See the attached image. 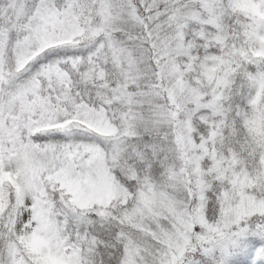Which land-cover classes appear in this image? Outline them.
Wrapping results in <instances>:
<instances>
[{
    "label": "snow or ice",
    "instance_id": "obj_1",
    "mask_svg": "<svg viewBox=\"0 0 264 264\" xmlns=\"http://www.w3.org/2000/svg\"><path fill=\"white\" fill-rule=\"evenodd\" d=\"M0 264H264V0H0Z\"/></svg>",
    "mask_w": 264,
    "mask_h": 264
}]
</instances>
